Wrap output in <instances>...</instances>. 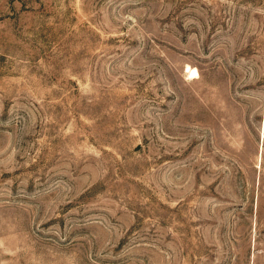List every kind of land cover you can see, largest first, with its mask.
<instances>
[{"label": "rangeland", "instance_id": "rangeland-1", "mask_svg": "<svg viewBox=\"0 0 264 264\" xmlns=\"http://www.w3.org/2000/svg\"><path fill=\"white\" fill-rule=\"evenodd\" d=\"M0 264H264V0H0Z\"/></svg>", "mask_w": 264, "mask_h": 264}]
</instances>
